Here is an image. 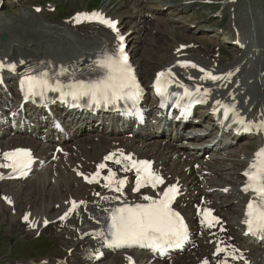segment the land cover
Returning a JSON list of instances; mask_svg holds the SVG:
<instances>
[{
  "label": "bare ground",
  "instance_id": "obj_1",
  "mask_svg": "<svg viewBox=\"0 0 264 264\" xmlns=\"http://www.w3.org/2000/svg\"><path fill=\"white\" fill-rule=\"evenodd\" d=\"M170 1L136 0L135 2L142 5L140 9H143V11L140 10V13L134 15L132 20H126L127 23L130 21L133 24V27L127 28L125 31L130 34L129 40L132 43V46L129 45L128 47L132 55L131 62L136 66L137 74L143 83L146 85L151 84L160 70L166 71L170 67H179L183 72H191L195 74L196 78L206 80L204 90L211 88L214 93L234 102L241 109L252 108L246 114H248V117L255 119L253 121L264 118L263 11L259 10L256 13L257 21L239 26L235 8L239 0H228L226 2L232 8H235L232 11L229 28L234 33L239 31L240 37L248 44L245 51H239V56L236 59L228 57V60L225 61L221 53L219 55L215 52L212 53L209 47L212 38L207 34H203L201 37L194 35L191 40L186 42L177 40L178 43L173 48L172 54L167 57L168 61L161 60L159 63H162L163 66L155 69L153 77L150 78L147 68L150 66L152 59L162 51L159 48L163 47L161 43H166L169 40L164 39L162 35V41H159L160 38H155L154 42L151 43L152 47L147 46L143 49L141 46L142 41L138 40L139 36L142 35L140 26L145 28L153 22L155 27L157 25L162 26L155 28L158 32L166 30L171 34H176L175 30L180 29L184 36L188 35L185 27L178 25V22L171 25L176 20L172 17L173 13L177 14L179 12H174L175 4ZM193 1L186 0L188 8L196 4H191ZM138 3L137 5H139ZM156 3L158 4L155 5ZM52 5L56 6L55 4ZM45 9L46 13L43 10L41 15L38 13L31 15L28 11L23 10L20 18L16 20L11 18L10 22L15 25V28L6 31L10 32L9 35L12 40L7 44L11 48H4L7 44L3 43V48H0V61L17 64H22L25 61L27 64L44 65L50 76H57L61 80H68V78L71 80L73 78L89 80L94 75L95 78L102 75L103 73L97 68V62L105 54H118V46L115 40L116 33L98 24L78 25L75 23V19L59 24H45L44 16L48 17L50 15V12L47 11L48 7ZM165 10L167 12H164ZM164 13L171 15V17H164ZM117 18L122 19L121 16ZM2 19L0 17V22H2ZM7 26L6 23H0L2 31ZM27 26H37L38 30L27 33L25 32L28 30ZM121 26L123 29L126 28L124 20H121ZM199 29L203 30L201 24H197V30ZM64 31L71 34L72 37L63 35ZM206 32L218 33L219 31L207 29ZM11 33H14V35ZM224 34L226 37H231L226 32ZM197 37L199 41L201 40V44L195 51L193 48L198 45L193 40ZM147 39L149 40V38ZM183 44H188V47L182 49ZM156 47L157 50H155ZM140 49H142L143 54H147L149 57L138 55ZM186 60L194 61L196 67L185 66L184 61ZM59 62L66 63L63 66L58 64ZM159 63H157V66L160 65ZM62 68L66 70L65 73L58 75ZM201 68L205 72L219 74L221 79L210 80L206 78L205 72L200 71ZM229 73H231L230 76ZM10 78L12 79L13 76H10ZM12 92L15 96L17 95L13 89ZM1 98L6 100L4 94H1ZM238 99L239 102H237ZM202 111L207 112L208 110L203 109ZM201 116L203 122L212 124L210 114L205 113ZM93 129L94 134L84 136L80 135V130L76 131L72 143L65 144L66 153H59L57 158L51 161L43 172L38 173L36 171L38 178H35L34 181L31 177L24 182H0L2 187L8 188L7 196L15 203L13 207H10L6 203L4 204L0 198V208L9 213L10 219L14 221V214H12L14 209L19 211L22 206L27 205V229L36 230L40 233L55 234L59 238L60 248H65L70 253L67 256L55 254L50 257H42L24 264H128L130 262L129 258L130 255H133V252L110 253L106 248L105 237L101 231L107 214L117 204L121 203V199H117V196L104 185L100 188L88 186L77 177L80 170L93 171L92 166L101 162L108 151H117L120 148H126L128 152L134 153L138 157L155 159L156 167L170 182L174 183L179 180V183L183 184L184 190L187 191V196L190 197L189 204L185 205L180 201V206L190 219L193 229L195 231L203 230L202 236L195 235L196 246L190 250L189 255L182 256L185 255V253H182L170 260L156 262L155 264H202L208 258L210 264H217L218 261H221V263L226 261L227 264H243L238 259L220 260L221 256L214 258V252L222 244L220 240H224V243L232 242L231 236L235 237L233 243L238 246L235 249H229V255H232V257L233 255L236 257L244 255L250 260V264H264L263 246L249 247L242 236L244 229H241L240 225L244 212L243 203L246 198L241 192V186L244 182L241 173L246 166V159L251 157L259 146L264 144V136L255 138L246 136L247 138L242 139L236 146L229 145L226 138L221 147L222 149L228 148L227 158L204 160L194 156H188L184 159L187 153L186 147L182 144L183 142L168 141L167 138L149 137L142 139L140 134L132 137L128 142L124 135H118V131L114 127L103 126L93 127ZM17 146H30L35 150L37 157L45 160L52 157L54 150L51 137H48L47 142L43 144L36 142L27 135L20 134L9 135L0 139V149ZM145 146L149 147L145 148ZM224 154L223 152L221 156ZM223 157H226V155ZM195 163H199L200 167H195ZM75 186L80 187L82 190L75 189ZM45 189L47 192H45ZM224 189H228L227 194L223 192ZM145 194H151V192L147 191ZM37 196L42 199V203L45 202L44 209H42V205L40 209L32 211L30 204H32L33 198ZM143 196L144 194H138L131 196L129 199H142ZM201 197L205 198V205L209 204L215 208L217 214L227 222L228 234L221 231V225L213 230L201 225L197 228L191 206L193 203H199ZM23 201L26 203L23 204ZM72 202L79 203L77 209L61 219L62 214L72 206ZM54 214H56V217H52ZM46 220H50L51 223L44 227L43 223ZM102 250L106 253L105 257L96 261V256ZM58 255L61 257L60 259H58ZM135 255L138 256L140 264H142L144 254L136 252L134 257ZM147 258L149 257L147 256ZM145 264H148V262Z\"/></svg>",
  "mask_w": 264,
  "mask_h": 264
},
{
  "label": "snow or ice",
  "instance_id": "obj_2",
  "mask_svg": "<svg viewBox=\"0 0 264 264\" xmlns=\"http://www.w3.org/2000/svg\"><path fill=\"white\" fill-rule=\"evenodd\" d=\"M81 18L97 20L116 32L118 40L122 41L124 39L117 30L116 22L105 18L100 13H92L91 15L86 13L78 14L75 18L76 22H81ZM117 52L118 54L116 55L105 54L97 62V68L103 74L96 79L85 81L73 78L71 82L65 84L58 78L53 79L47 72H43L39 75L26 76L21 81V87L22 89L26 88V98L28 96H44L45 92L52 91L58 92L61 98L70 96L73 100H79L83 97H88L89 102L97 106L101 104H116L121 100H131L135 103L142 89L136 80L131 65L128 63V57L123 54L122 46L118 48ZM186 65L187 62H185ZM191 66L196 67L194 64ZM0 67H3V65H0ZM65 71L62 68L58 75H63ZM200 71L205 72L204 69H200ZM228 75L230 76L231 73ZM163 76H165L164 72L159 73L157 76L156 88L158 93L162 92L160 78ZM205 77L212 80L221 79V77L214 76L210 72H205ZM197 92H199V89H197ZM184 95L191 96V93L188 89H185ZM203 95H209V90L205 89ZM198 102L206 101L200 100ZM216 103L219 104L220 102L217 101ZM225 107V117L227 118L228 112L233 109ZM234 123L242 125L243 130H252L251 126L243 118L234 120ZM261 130H264V121L257 126V131ZM121 156L124 160L128 161L124 165L123 170L127 171L131 167L136 171L135 191L139 192L141 188L146 186H151L155 189L158 185L164 183L163 178L152 171L151 162L144 160L136 161L131 156H123V153H121ZM4 158L9 163L0 164V167H10L13 171H20L21 173L29 168L32 162L30 152L25 149H17L13 152L5 153ZM105 159L111 160L112 155L105 157ZM115 163L121 164L122 161L117 159ZM105 167L106 165L101 163L98 165V171L95 173V176L92 179L88 177H85V179L89 183H92L96 177L100 176L99 169H104ZM115 175L114 172L109 170V174L103 178L106 181L104 187L116 192H122L126 181L124 179H114ZM244 176L247 178V182L244 185L243 191L253 194L247 204L244 223L247 225L249 233L264 235V148H260L254 154V158L248 169L244 172ZM177 194V186L170 185L163 190L159 198L144 195L142 199L148 201V203L124 204L123 207L113 209L110 213L111 224L109 226L111 239L106 241L107 245L109 247H130L139 244L140 246L151 247L153 250H159L161 254H164L167 248L181 247L183 242L188 238V229L183 217L171 207ZM97 195L99 194L97 193ZM116 198L118 199L119 197ZM105 199L107 198L105 197ZM76 207V202H72L69 212L73 211ZM67 215L68 213H65V216L61 217V219H64ZM202 215L203 219L201 223L209 228L214 227L219 222L218 218L212 215L210 209H204ZM24 219L27 221L28 216L26 215ZM45 224H47V221H45ZM224 251H226L224 248L218 247L216 254ZM97 258L99 257L97 256ZM232 258L243 259L242 256L236 257L235 255ZM204 264H208V262L204 261ZM222 264H227V262L224 261Z\"/></svg>",
  "mask_w": 264,
  "mask_h": 264
},
{
  "label": "rangeland",
  "instance_id": "obj_3",
  "mask_svg": "<svg viewBox=\"0 0 264 264\" xmlns=\"http://www.w3.org/2000/svg\"><path fill=\"white\" fill-rule=\"evenodd\" d=\"M135 1L136 0H4L3 6L2 7L0 6L1 7L0 13L2 11V14L4 15V17H7V18L10 17V19L12 18V19L16 20L22 16L21 11H23V10L28 11V13L31 15H34L35 13H37L34 9H32V5H34V4L39 5L40 4L44 7V6H46L47 2H51L52 4H55L56 7L58 6V11L50 13V14H52V16H50V15L48 17L44 16V23L45 24L46 23L59 24V23H62V21L64 22V20L69 21V19H65V18H67L70 14H72L74 11H76L78 9L82 10L85 8H88V9L98 8V9H102V10H107L109 15L110 16L115 15L114 16L115 18H117L118 16H121V18L123 17V20H124V23L126 24V29H127V28L133 27L132 26L133 24L130 21H128V23H127L126 20H132V17L134 16L132 14H136V13L138 14V13H140V10H141L140 7L142 5L139 4L138 2H135ZM182 1L185 2L186 4H188L186 2V0H171L170 1V2L175 4L174 12H179L177 14L173 13L172 17L174 19H176L177 21L176 20L173 21L171 23V25H174L177 22H178V25H183L186 29V33L188 34L187 36H184L180 29L175 30L176 34H171L170 32H168L166 30H160L159 31L161 33L160 34L157 31V29H155L156 27L152 28V27H154L153 25L152 26L150 25L149 27H145V28H144V26H140V28H142V35L139 36L140 38H138V40L140 39V41H142L141 46L143 49L147 46L152 47L151 43L154 42L155 38H160L159 41H162L163 38L166 40H169V41H166V43H163V44L161 43V45H163V47L161 46L159 48H161L162 51L160 53H158V55H156L155 58L152 59L150 66L147 68L150 78L153 77V73H154L155 69L163 66L162 63H159L161 60L162 61L163 60L168 61L167 57H169L172 54L173 47L178 43L177 40H181V41L186 42V41L191 40L192 36L196 35V36L201 37L204 33H206L207 29H215L216 27H223V28H226L225 29L226 31L228 30L227 24L230 20H228V22L226 24H225V21H223V20L226 17V15H228L229 19H230V15L228 14L230 12V6L225 5V1L213 0L214 4L210 5V4H206V3L200 4L199 2H197L198 1L197 0L196 1L197 3L195 2L196 4H194L190 8H188V5H182V3H183ZM137 3L139 5H137ZM157 4L158 3H156L155 5H157ZM132 5H133V7H132ZM51 6H54V5H51ZM257 7L264 10V0H242L241 3L237 6L239 13H241L240 20H239V17L237 15V18L239 20L238 25L240 26L242 23H245L244 21L242 22V20L244 18H247V17H248L247 18L248 24L250 22H253V19L250 20L249 16H251V14H250V12H248V10H252V9L255 10ZM45 8L43 10L46 13ZM237 9H236V11H237ZM56 10H57V8H56ZM47 11H48V9H47ZM257 12H259V11H256L253 14L255 15ZM40 13L41 12H39L38 14H40ZM263 13H264V11H263ZM164 16H166V17L170 16L171 17V15H165V14H164ZM0 17H1V15H0ZM255 20H256V18H255ZM263 20H264V18H263ZM0 23L1 24H3V23L8 24V26L5 28V31H2L0 29V48L2 49L4 44H6V42H3L1 40V35L3 33H7L6 31L14 29L15 25L12 24L11 22L8 23L4 19H2V22H0ZM197 24L202 25V28H203L202 31L200 29H199L200 31L197 30V26H196ZM248 24H245V25H248ZM36 27L37 26H35V27L34 26H27V29L29 31L26 30L25 32L31 33L32 31L33 32L35 30L37 31L38 27L37 28ZM172 29H174V28L172 27ZM3 30H4V28H3ZM130 30H132V29H130ZM221 30L222 29H219V31H220L219 34L217 32L216 33L207 32V34L210 36V38H212V37L216 38L215 40H213L210 43V47H211L212 51H216L217 49L220 48L221 52L223 54L222 57L226 58V59L224 58L225 61L228 60V57L236 59L239 56V53H238L239 50L236 49L232 44H230L229 41L226 40L227 43L225 42V39H227V37L226 36H225V38L223 37L225 34L223 35L221 33ZM8 33H10V32H8ZM12 35H14V33ZM63 35H67L69 37H72L71 34H69L66 31L63 32ZM151 35H152V37H151ZM147 38H149V40ZM8 39H10V40H8ZM8 39H7V43H10L9 41H11V36H9ZM193 41H195L198 45L196 48H193V50L196 51L199 48V44H201V40L199 41L198 37H197ZM4 48L10 49L11 47L7 44L4 46ZM155 50H157V47ZM138 52H140V53H138V55L147 56V54L142 53L143 52L142 49H140ZM154 54H150V55H154ZM164 56H165V58H164ZM148 57L149 56H147V58ZM157 63H159L160 65L157 66ZM126 139L128 140V142L131 140L130 137H126ZM74 188L75 189L78 188L79 190H82L80 187L75 186ZM7 192H8V188L7 187L4 188L0 185V198L2 197L1 196L2 193H5V195H8ZM45 192H47L46 189H45ZM80 196H83V195H80ZM25 203L26 202L23 201V204H25ZM46 203H48V202H46ZM4 204H5V202H4ZM32 205L38 206V208H33ZM42 205H43V207H42ZM44 205H45V202L42 203V199L39 196L34 197L32 204H30L32 211L35 209H40L41 207H42V209H44ZM26 208H27V205L24 207L22 206V208H20V210L18 211V214L14 215V221H12L10 219L9 213L5 212L4 209L0 208V264H2V263H4V264H15L16 262L13 260L25 262L26 259L33 257V255L43 256L42 253L43 252L46 253V251L42 250L43 246H41V240L36 242L35 250L31 249V248H34V243H32L30 241L34 240L35 235H32V234H33V232L37 233L36 230L27 229V225H28V224H26L27 222L19 224V220H18L19 214H22L21 218L24 217L27 214ZM52 217H56V214H54ZM23 233L26 234V237H25V235H19V234H23ZM45 233H47V232H43V233H41V235L45 234ZM48 235H50V237L53 239L59 240V238L55 234L47 233L46 235H43V236L46 239H50L48 237ZM22 240H29V241L23 242ZM12 241H13V243H12ZM19 241H21V242L19 243ZM54 242H56V241H54ZM59 245H60V241H59ZM13 246L15 247V250H16V251H14V255H16V256H14L15 258L13 256H11V258L9 259V256L7 254L10 253L9 249ZM22 247H26V248L28 247V250L23 251V250H21ZM53 247H55V246L53 245ZM40 248H41V250H38ZM23 249H25V248H23ZM61 249L62 248H60V246H59V250L50 251L44 257H50V256L55 255V254H61L63 256H67L70 254L67 251V249H65L66 253H64L62 251L64 253L63 254L61 252ZM27 255H29V256H27ZM186 255H188V254H186ZM57 257H58V259L61 258L59 255ZM40 258H42V257H40ZM35 259L36 258H32L31 260H35ZM37 259H39V258H37ZM31 260H29V261H31ZM29 261H27V262H29Z\"/></svg>",
  "mask_w": 264,
  "mask_h": 264
}]
</instances>
